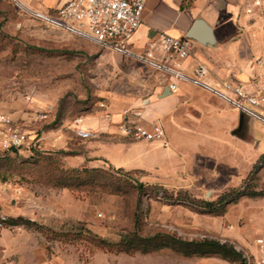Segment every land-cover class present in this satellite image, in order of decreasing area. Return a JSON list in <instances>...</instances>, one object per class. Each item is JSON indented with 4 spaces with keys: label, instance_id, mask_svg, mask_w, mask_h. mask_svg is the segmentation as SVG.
Instances as JSON below:
<instances>
[{
    "label": "rangeland",
    "instance_id": "374dc122",
    "mask_svg": "<svg viewBox=\"0 0 264 264\" xmlns=\"http://www.w3.org/2000/svg\"><path fill=\"white\" fill-rule=\"evenodd\" d=\"M253 2H248L246 13L259 15V31L264 35V9L255 8ZM48 5L49 0H0V114L10 116L32 140L17 155L0 149V155H10L7 163L0 162L1 172H6L16 195L12 206L21 214L9 218L33 224L12 226L40 233L50 253L77 258L80 264H93L96 257L100 258L97 264H224L218 256L185 258L172 247L150 253L100 251L85 230L109 243L132 233L144 238L163 234L188 241L216 239L248 256L239 248V234H249L259 222L249 215L256 210L258 198L227 203L219 197L242 182L250 191H264L261 166H253L247 177L234 178L231 184L211 178L195 161L170 169L140 170L129 178L117 177L113 194L107 184L112 180L102 176L88 179L91 183L82 187L73 182V189L48 179L47 171L56 176L58 170L82 167L115 173L117 167L106 157L111 143L119 139L112 132L120 123L112 121V115L118 101L125 102L128 90L123 74L110 69L117 64L114 56L122 55L47 20L53 12ZM79 118L85 129L89 121L107 128L100 133V142L95 137L78 138L74 122ZM116 157L119 165H132L127 154ZM42 159H50L51 165ZM138 184L157 188H147L144 194L136 190ZM180 194L187 197L185 202L177 200ZM202 202L217 205L211 211ZM229 232L238 237H230Z\"/></svg>",
    "mask_w": 264,
    "mask_h": 264
},
{
    "label": "crops",
    "instance_id": "0c3cea01",
    "mask_svg": "<svg viewBox=\"0 0 264 264\" xmlns=\"http://www.w3.org/2000/svg\"><path fill=\"white\" fill-rule=\"evenodd\" d=\"M251 1L145 0L142 24L130 46L137 52H145L160 33L187 38L194 22L202 21L212 28L215 44L190 39L192 56L181 62L183 72L193 77L196 67L204 65L208 71L203 79L206 82L215 85L235 75L236 82L246 92H257L264 86V35L259 31V15L246 13ZM48 6H55V0H49ZM156 56L160 57L161 53L156 52ZM114 57L117 64L110 68L111 72L123 74L128 90L125 102L118 101L114 107L112 121L121 123L123 112L130 110L129 121L157 122L164 128L165 138L162 144L129 141L119 126L112 132L119 139L111 143L109 156H106L112 165L137 172L170 169L195 161L209 171L211 178L227 179L226 184L235 183L234 178L241 181L252 172L253 166H261V173H264L262 122L243 115L189 81H179L178 92L164 96L167 77L124 56ZM100 58H104V53ZM121 105L123 108L119 109ZM85 126L96 131L95 142H100V133L107 131L92 121L86 122ZM119 153L132 158L128 161L132 164L130 167L117 163ZM242 168H245L243 173ZM15 198L8 183L0 181V210L8 217L21 215L16 214L12 206ZM256 203V210L249 215L259 218V222L249 234H239V248L246 251L251 260L259 255L256 239L264 238V197L258 198ZM227 235L238 237L232 232ZM97 261L100 258H94L93 264ZM0 264H80V261L50 253L48 242L36 231L5 225L0 231Z\"/></svg>",
    "mask_w": 264,
    "mask_h": 264
},
{
    "label": "built area",
    "instance_id": "2783aa9c",
    "mask_svg": "<svg viewBox=\"0 0 264 264\" xmlns=\"http://www.w3.org/2000/svg\"><path fill=\"white\" fill-rule=\"evenodd\" d=\"M253 6L263 10L261 0H254ZM52 15L45 18L59 25L67 33L89 39L103 49L112 50L155 72L167 77L166 86L173 94L179 90V81H189L193 85L227 102L243 115L259 120L264 124V86L257 92H246L236 82V76L212 85L204 77L208 71L204 65L195 69L193 77L187 76L182 69V61L192 56V44L188 38H175L160 33L151 41L145 52H137L130 41L142 24L145 0H55ZM251 13L252 9H248ZM156 52L161 56L157 57ZM130 110L123 112L120 123L122 134L133 141H163L164 128L157 122L141 124L129 121ZM75 133L81 140L94 138L95 132L82 127V119H76ZM32 145L30 134L20 128L6 114H0V149L4 151L21 150ZM9 217L0 210V231L5 228ZM259 255L246 264H264V238L255 241Z\"/></svg>",
    "mask_w": 264,
    "mask_h": 264
},
{
    "label": "trees",
    "instance_id": "16d2710c",
    "mask_svg": "<svg viewBox=\"0 0 264 264\" xmlns=\"http://www.w3.org/2000/svg\"><path fill=\"white\" fill-rule=\"evenodd\" d=\"M19 150H11L9 153H14L17 155ZM37 157H40L39 154H36ZM10 155L8 153H4L0 155V162H6L9 160ZM44 159V158H43ZM42 159V163L46 164L49 167L51 165L49 160L44 161ZM47 169V167H46ZM56 170H58L56 168ZM59 174L56 176H51L48 173V179L51 182H55L56 184H62V187L73 189L72 186L73 182H78L77 184L79 187H82L88 182V179L93 180L94 177L102 176L105 179L109 178L112 181L108 182V186L110 189L108 192L115 193L116 190L113 187L112 182H117L120 176H125L129 178V176L136 171H126L122 168H117V170L112 172L109 170H104L102 168H93L89 169L87 167H82L80 169H67V170H58ZM3 173V174H2ZM6 172H1L0 166V181L7 182V176L4 174ZM116 175V176H115ZM157 186H145L144 184H138L136 186V190L139 192H144L149 190V188ZM147 191L144 193L146 194ZM167 192L165 190L162 191V196H164ZM164 194V195H163ZM187 195V194H186ZM242 197H251V198H260L264 197V191H250L248 190V184L243 182L238 188L232 189L219 197L220 202H236L238 199ZM178 201H186L187 197L177 198ZM204 208L213 211L216 207L215 202H202L201 203ZM21 225V224H30L28 221L17 219L13 220L11 218L8 219L6 225ZM85 232L95 239V248L100 251H108V252H115V253H133V252H141V253H150L153 251H158L164 248L172 247L175 249L177 253L185 258H192V257H211V256H218L223 260H226L231 263H238V264H246V258L241 251L236 250V248L228 243V242H221L216 239H202V240H183L180 238H175L170 235H163V234H156L152 237L144 238L139 236L138 234L132 233L130 235L124 236L119 242L117 243H109L105 239L99 238L98 236L92 234L89 230H85Z\"/></svg>",
    "mask_w": 264,
    "mask_h": 264
},
{
    "label": "water",
    "instance_id": "95a60500",
    "mask_svg": "<svg viewBox=\"0 0 264 264\" xmlns=\"http://www.w3.org/2000/svg\"><path fill=\"white\" fill-rule=\"evenodd\" d=\"M187 38L195 40L202 44H209V45L215 44V38L212 28L199 20L194 22V24L192 25V27L190 28L187 34ZM169 92L170 91L167 87V92L164 93V96L168 95Z\"/></svg>",
    "mask_w": 264,
    "mask_h": 264
}]
</instances>
